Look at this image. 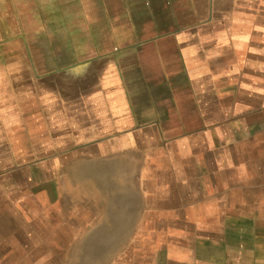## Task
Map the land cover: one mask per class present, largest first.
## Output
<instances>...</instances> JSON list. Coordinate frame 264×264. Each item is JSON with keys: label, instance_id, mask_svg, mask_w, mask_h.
<instances>
[{"label": "rangeland", "instance_id": "374dc122", "mask_svg": "<svg viewBox=\"0 0 264 264\" xmlns=\"http://www.w3.org/2000/svg\"><path fill=\"white\" fill-rule=\"evenodd\" d=\"M257 44L264 0H0V264H264V143L238 152L232 129L233 78ZM109 80L128 99L113 137L128 139L130 197L144 168L145 200L123 243L89 249L106 206L65 169L87 143L108 142V121L59 136L79 105L55 129L42 106L104 93ZM208 220L233 249L194 250Z\"/></svg>", "mask_w": 264, "mask_h": 264}, {"label": "crops", "instance_id": "0c3cea01", "mask_svg": "<svg viewBox=\"0 0 264 264\" xmlns=\"http://www.w3.org/2000/svg\"><path fill=\"white\" fill-rule=\"evenodd\" d=\"M257 48L254 51V57L249 58V62H246L244 66H240V71L238 76L233 79L234 84L238 82L239 91V102L240 106L235 109V117L233 118L236 124L233 125L234 130V140L233 145L238 147V152L242 151V146L257 145L259 143H264V44H257ZM250 56V57H251ZM125 89L123 88L122 82L118 81H108V88L104 90V93L88 92L81 96V94L74 96L72 98H65L61 96H48L45 99V104L42 108L45 110L44 115L47 116V121L52 122L51 127L55 129L54 123H65L68 113L67 104L68 102H73V104L79 105L76 110H74V120H76V127L72 130H64L62 127H58L59 131L56 133L60 135H66L71 138H80L85 133L86 129L96 128L95 124L96 116H101L105 121H108V142L97 144V143H87L86 147L83 149L87 155H96L97 153L108 152L109 163L115 168V171L121 172L126 170L128 173V167L130 164L129 158L126 154H123L126 148L129 147L128 139H124L120 135L114 136V129H118L117 121L121 118L123 110L125 115L127 114V97H124ZM103 95V96H100ZM126 96V93H125ZM102 97L103 105L98 106L97 98ZM83 105V107H81ZM83 122V127L81 126ZM116 122V126L113 124ZM64 125V124H63ZM119 130V129H118ZM119 132V131H115ZM86 139V138H85ZM121 153L120 159L116 154ZM115 153V154H114ZM84 159L83 161H90V159ZM112 159V160H110ZM82 161V162H83ZM126 161V162H125ZM142 168V167H141ZM117 169V170H116ZM117 173V172H116ZM129 175V174H128ZM128 175L125 178H128ZM140 181L137 179V184L134 189L137 198L144 201L145 195V173L144 168L139 172ZM118 176V175H117ZM120 176V174H119ZM118 178V177H117ZM118 184V182H116ZM116 184L114 186H116ZM121 186L126 189L122 191L128 192L130 194L128 185L126 184V179L121 182ZM127 186V187H126ZM131 191V192H133ZM94 190L92 191V193ZM127 193V195H129ZM91 194V193H90ZM218 198L223 202V198L220 195V190L217 193ZM95 194H92L93 197ZM80 204L82 202L78 201ZM88 204H90L88 202ZM87 204H82L85 207ZM83 216L87 215V210H79ZM83 212V213H82ZM207 215L211 212L207 211ZM91 214V213H89ZM209 221V220H208ZM264 227V224L262 225ZM197 231H195V238L192 239L194 250H226L227 248L233 249V246L229 245V240L231 237L225 235L226 227L221 221L220 226H212L211 221H203L200 226H197ZM224 254V251H223Z\"/></svg>", "mask_w": 264, "mask_h": 264}, {"label": "bare ground", "instance_id": "6f19581e", "mask_svg": "<svg viewBox=\"0 0 264 264\" xmlns=\"http://www.w3.org/2000/svg\"><path fill=\"white\" fill-rule=\"evenodd\" d=\"M74 164L68 165L67 168L65 169V175L68 177V179L71 180L72 182L73 181L84 182V179L92 181L95 184L96 193H97L99 200L101 202H104L106 206V208L104 207L105 211H103L100 215L101 220L99 221L98 225L94 226L93 228L94 230L87 237L86 241L88 242L89 249L94 248V246L97 244H102L105 250L118 247L121 243L124 242V241H121L123 237L125 236V238H127L126 234L129 233L128 225L132 223V221L134 220L136 216L137 206L139 202V198H137L136 195H134L133 197H130L131 194H129L128 192L122 191L125 188L124 186L123 187L121 186V182H123L126 179L125 176L128 175L127 171L126 170H122L121 172L115 171V168L112 166V163H109L108 158L106 160H100V161H97V160L89 161L88 160V161L80 162L76 165ZM116 182H118V184L117 186H114ZM134 192L135 191H133V193ZM127 193L129 195H127ZM90 229H92V227Z\"/></svg>", "mask_w": 264, "mask_h": 264}]
</instances>
